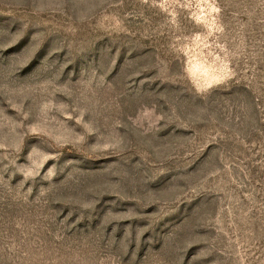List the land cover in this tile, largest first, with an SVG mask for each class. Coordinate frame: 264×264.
<instances>
[{"label":"rangeland","instance_id":"1","mask_svg":"<svg viewBox=\"0 0 264 264\" xmlns=\"http://www.w3.org/2000/svg\"><path fill=\"white\" fill-rule=\"evenodd\" d=\"M0 264H264V0H0Z\"/></svg>","mask_w":264,"mask_h":264}]
</instances>
